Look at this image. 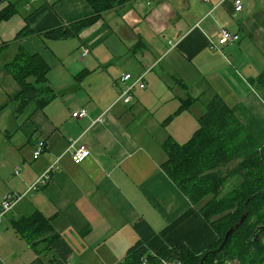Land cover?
<instances>
[{"label":"crops","instance_id":"1","mask_svg":"<svg viewBox=\"0 0 264 264\" xmlns=\"http://www.w3.org/2000/svg\"><path fill=\"white\" fill-rule=\"evenodd\" d=\"M11 5L15 13L0 19V45L7 43L0 57L10 61L19 45L41 54L56 94L42 107L30 102V111L16 116L8 104L20 86L3 67L6 62L0 63V137L14 166L21 167L19 175L14 172L19 182L6 194L26 193L7 218L12 225V219L38 209L51 218L59 237L51 251L38 253L4 224L0 264H122L138 242L152 253L181 242L195 253L206 251L218 234L162 168L167 158L162 144L169 136L180 142L192 134L205 97L215 92L264 144V99L251 83L264 69V0H244L241 12L234 0H132L67 39L44 32L93 14L86 0H0V11ZM26 25L42 34L16 41ZM220 26L240 39L212 49ZM85 47L90 51L82 55ZM125 72L132 73L131 81L144 76L150 83L135 93L173 104L152 113L135 93L131 103H122L125 82L115 76ZM175 76L187 87L176 85ZM188 95L198 98L195 105L175 115L186 117V125L146 123L149 113L159 119L171 115ZM83 107L89 115L74 118ZM39 140L47 148L35 159ZM71 140L89 148L80 164L68 151ZM53 164L51 180L28 191Z\"/></svg>","mask_w":264,"mask_h":264},{"label":"trees","instance_id":"2","mask_svg":"<svg viewBox=\"0 0 264 264\" xmlns=\"http://www.w3.org/2000/svg\"><path fill=\"white\" fill-rule=\"evenodd\" d=\"M93 14L44 32L52 39L78 37L80 33L96 23L112 9L132 0H86ZM13 5L0 12V19L15 13ZM42 34L28 25L15 36ZM4 43L0 45V52ZM3 67L9 71L20 86L17 111L26 110L30 102L42 107L54 96L49 84L50 65L39 53H30L19 45L14 57ZM82 72L77 75L80 77ZM176 85L187 84L175 76ZM252 85L264 99V69L251 79ZM198 98L188 95L181 98L176 115L190 110ZM170 116V117H173ZM198 128L186 142H178L169 136L162 146L167 158L162 168L178 188L196 205L218 234V239L202 253H195L186 244L164 246L152 253L143 242L130 248L122 264H264V144L259 143L234 114L232 109L215 92L205 103L204 111L197 116ZM239 175L229 192L222 194L227 180ZM247 204V207H246ZM246 215L243 223L235 228L223 249H218L225 234ZM12 226L38 253L51 251L55 240L50 217L36 209L32 213L12 219ZM207 254V255H206Z\"/></svg>","mask_w":264,"mask_h":264},{"label":"built area","instance_id":"3","mask_svg":"<svg viewBox=\"0 0 264 264\" xmlns=\"http://www.w3.org/2000/svg\"><path fill=\"white\" fill-rule=\"evenodd\" d=\"M207 1V0H206ZM243 3L244 0H234L235 10L237 12H241L243 10ZM217 36H218V42L217 43H211L212 49H221L222 45H225L229 42H236L240 39V35L238 33L230 31L228 28L224 26H220L217 30ZM90 51V48L85 47L83 48L82 55L88 54ZM133 78L132 74L127 72L123 73L122 77L120 78L121 81L125 82L126 84L131 81ZM144 82V76H139L136 81L133 83V85L122 88L120 87V95L119 100L122 101L124 104H129L134 99V93L137 88H145ZM89 115V110L85 107L77 109L72 113V116L74 118H84ZM101 120V118L99 119ZM47 148V142L46 140H39L36 144V148L33 153V157L37 159L42 152ZM69 153L72 156L73 161L76 164H80L83 162L89 155L90 151L86 144H79L77 140H71L70 147L68 149ZM57 168L56 164H53L49 169L46 170L39 178L38 180L29 188L30 190H36L37 188H40L44 185H46L52 177V172ZM15 173L19 174L20 169L17 167L15 168ZM26 194V193H25ZM25 194H6L3 196L1 203H0V224L2 223L4 217L11 213L17 204L22 200ZM162 263L164 264H170L168 261L162 260ZM178 264H180L178 262ZM226 264H233L231 261H228Z\"/></svg>","mask_w":264,"mask_h":264},{"label":"rangeland","instance_id":"4","mask_svg":"<svg viewBox=\"0 0 264 264\" xmlns=\"http://www.w3.org/2000/svg\"><path fill=\"white\" fill-rule=\"evenodd\" d=\"M100 49L101 50H104L105 47L102 46ZM3 61H5L4 55H2V58L0 57V63L3 62ZM125 73H127V72H125ZM122 75L123 74H120L119 76H115V78L116 79L119 78V80H120V78L122 77ZM135 81H136V79L128 82L127 84L126 83H124L123 85L121 84V87L122 88H125V87H127V85L131 86V85H133V83ZM143 83L145 84V87H147V88L150 87V83H148L147 80H144ZM52 87H53V89H55L54 86H52ZM157 89L160 92L159 87ZM135 95L141 101V105L140 106H142L143 108L151 109L153 111L152 113L162 112L164 110V108H168L170 105L173 104V103H163L162 105L158 104L156 96H154L152 93L149 94L146 97H142L140 94L138 95L137 92L135 93ZM136 96H135V98H136ZM211 97H212V93L210 95H208L207 97H205V100H208ZM199 99H201V98H199ZM18 104H19V101L18 100H11L9 102V104H8L9 108L12 110V112H14L15 115L18 114V111H17ZM193 105H195V104H193ZM197 106H200V105H197ZM177 110H178V108L176 110H174V111L176 112ZM29 111H30V109L26 110L27 113ZM175 112H172L171 115L166 116V117H164L162 119H159L158 118V114L153 115L152 113H149V115H148L149 117H148V120L146 121V123L148 124L149 122L153 121V119L160 120V121H162L161 126L164 125V124H166L167 129H168V126H167L168 124H171V128L176 127L178 124L181 125V122H182V124H185L186 125L187 118L186 117H181V119H178L179 116L176 117L175 115H173ZM140 113H141L142 116H144V115L147 114V111H145L143 109H140ZM137 114H139V113H137ZM151 114H152V116H151ZM141 115H139V117H141ZM172 115H173V117H170ZM174 118H175V121L173 120ZM16 122L17 123H20L19 121H17V119H16ZM155 122H151V123L154 124ZM155 126L158 127V125H156V124H155ZM198 126H199V124H198ZM198 126H197V128H198ZM163 130H164V128H163ZM10 131H11V133H15L17 130H16V128H13V129H10ZM191 133L193 134V132H191ZM21 134H23V133H21ZM192 134H188L187 136H185L184 138H182V140L180 142L183 143V142L188 141L191 138ZM12 142H15V141L12 140ZM14 167L15 166H14V163H13V157L11 156V153L7 150V145L1 140V137H0V201H1L2 197L6 193H8L9 191H11L12 189L15 188L16 182H19V179H17L16 176L14 175V172H15L13 170ZM17 167L20 169V172H21V167L20 166H16L15 168H17ZM20 172H19V174H20ZM19 174H16V175H19ZM238 179H240L238 174L237 175H233L232 177H230L227 180V182L225 183V185H224L221 193L222 194H225V193L229 192L230 189L232 188V186L236 183V181ZM9 214H7L4 217V219H3L4 221L0 224V226H4V224H8L9 226H12V225H10V220L7 218V216ZM233 264H240V263L239 262H235Z\"/></svg>","mask_w":264,"mask_h":264},{"label":"water","instance_id":"5","mask_svg":"<svg viewBox=\"0 0 264 264\" xmlns=\"http://www.w3.org/2000/svg\"><path fill=\"white\" fill-rule=\"evenodd\" d=\"M246 207H247V204H246ZM245 218H246V215H244V216L241 218V220L239 221V223H238L235 227L230 228V229L228 230V232L225 234V236H224V238H223V241H222L221 245H220L219 248H218L219 250H220V249H223V247H224L225 244L227 243V241H228L230 235L233 233V231L235 230V228L239 227V226L243 223V221H244ZM258 231H259V232H258V236H259L262 232H264V226L260 227ZM206 255H207V254H206Z\"/></svg>","mask_w":264,"mask_h":264}]
</instances>
